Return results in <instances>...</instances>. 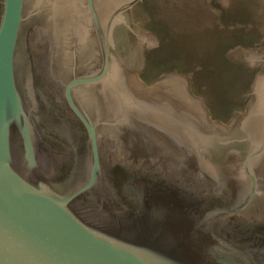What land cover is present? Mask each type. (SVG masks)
<instances>
[{
    "label": "water",
    "instance_id": "obj_1",
    "mask_svg": "<svg viewBox=\"0 0 264 264\" xmlns=\"http://www.w3.org/2000/svg\"><path fill=\"white\" fill-rule=\"evenodd\" d=\"M140 1L0 0V264H264V75L226 130L145 90Z\"/></svg>",
    "mask_w": 264,
    "mask_h": 264
},
{
    "label": "rangeland",
    "instance_id": "obj_2",
    "mask_svg": "<svg viewBox=\"0 0 264 264\" xmlns=\"http://www.w3.org/2000/svg\"><path fill=\"white\" fill-rule=\"evenodd\" d=\"M129 21L157 46L143 45L136 78L145 90L172 74L203 101L210 123L226 130L246 115L264 75V0H141Z\"/></svg>",
    "mask_w": 264,
    "mask_h": 264
},
{
    "label": "flooded vegetation",
    "instance_id": "obj_3",
    "mask_svg": "<svg viewBox=\"0 0 264 264\" xmlns=\"http://www.w3.org/2000/svg\"><path fill=\"white\" fill-rule=\"evenodd\" d=\"M29 38H30V40H29ZM28 41H29V42L31 41V35L29 36V34H28ZM30 44H31V42H30ZM35 67H36L37 75H38L40 78L45 79L44 74H42L41 70L39 69V67H38V65H37V62H35ZM109 140H110V139H109ZM109 140H108V141H109ZM108 143H109V142H108ZM116 158H117V157H116ZM117 164H119V165H121V166L128 167L127 165H125V163L121 162L120 160L117 162ZM166 165H168L169 167H171V165H170L169 163H166ZM163 173L169 175V172H168V173L163 172Z\"/></svg>",
    "mask_w": 264,
    "mask_h": 264
}]
</instances>
